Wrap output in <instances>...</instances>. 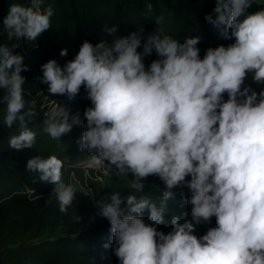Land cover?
Wrapping results in <instances>:
<instances>
[{"label":"clouds","instance_id":"1","mask_svg":"<svg viewBox=\"0 0 264 264\" xmlns=\"http://www.w3.org/2000/svg\"><path fill=\"white\" fill-rule=\"evenodd\" d=\"M43 3L13 2L2 20L7 40L16 41L0 44V105H6L8 127L19 122L9 138L15 150L36 142L29 127L36 101L25 99L27 65L15 49L51 27L53 10ZM253 3L215 0L205 19L233 42L209 47L203 57L200 36L180 42L164 34L157 17L158 28L146 40L143 29L121 37L118 26L105 27L110 42L86 39L63 66L54 58L41 65L38 79L50 96L73 100L83 88L91 102L82 116L54 103L44 115L45 133L60 139L80 126L77 143L91 154L88 167L131 176L135 193L149 177L163 185L155 199L114 191L99 202L119 264H264V89L246 83L251 75L252 83L264 85V9L250 12ZM153 50L156 58L146 65ZM63 168L55 154L27 161L41 182L54 185L59 211L67 213L77 191L88 190L66 183ZM177 190L191 211L183 220L174 215L165 233L158 226ZM213 217L216 226L198 236L196 226Z\"/></svg>","mask_w":264,"mask_h":264},{"label":"trees","instance_id":"2","mask_svg":"<svg viewBox=\"0 0 264 264\" xmlns=\"http://www.w3.org/2000/svg\"><path fill=\"white\" fill-rule=\"evenodd\" d=\"M13 2L28 4V0H0V44L15 43L8 41L2 20ZM151 3L153 14L146 15L147 5ZM51 6V27L44 31L36 41H19L15 49L25 56L27 69L25 77V99L36 101L37 117L43 116L41 104L51 101L67 107L72 114H83L90 100L84 89L81 94L68 100L66 97H53L48 94L47 86L38 77L42 75L41 65L49 59H56L61 66L73 59L84 40L99 43L102 39L111 41L105 27L118 26L117 36H125L143 29L144 39L158 28L155 20L163 17L164 34L183 42L190 36H200L198 45L203 57L209 47L229 44L209 24L205 17L212 13L215 0H44L42 8ZM264 9V0H254L250 12ZM67 56H61L62 49ZM143 50V41L141 48ZM156 58L155 50L145 58L146 65ZM246 83L259 92L264 85L252 83L249 75ZM3 90H0L2 93ZM227 99V96H225ZM6 105H0V264H119L110 244L109 221L99 214V202L114 191L126 196L136 194L157 198L164 188L158 177H149L142 193H135L129 187L132 177L122 178L114 170H109L105 185L92 200L73 201L67 213L59 211L53 193L54 185L41 182L39 174L27 169V161L35 156L47 158L57 155L64 162L63 178L66 183L78 185L83 181L84 167L76 161L84 157L88 150H80L73 131L60 139H53L43 131L44 124H36L37 119L29 121V127L36 132V142L32 148L15 150L9 147V138L19 131V122L12 127L4 123ZM92 170L91 168H89ZM187 193V189H184ZM191 206L184 203V197L177 190L174 200L169 202L165 213V223L158 226L165 233L171 230V219L178 215L188 218ZM147 221L149 212H144ZM215 217L210 223L196 226V234L204 235L208 228L215 227ZM60 228L56 236L44 237L46 231ZM105 243L109 247L105 248Z\"/></svg>","mask_w":264,"mask_h":264},{"label":"rangeland","instance_id":"3","mask_svg":"<svg viewBox=\"0 0 264 264\" xmlns=\"http://www.w3.org/2000/svg\"><path fill=\"white\" fill-rule=\"evenodd\" d=\"M53 104L54 103H51V101H47V102L44 101L41 104V106H44V108H43L44 112H43L42 117L35 118V119H37L35 121L36 124H38V125L43 124L44 115L50 109V107ZM72 131H73V134L75 135V137L77 138V137L81 136L83 128L80 126H74ZM90 155H91L90 153H87L84 157H82L81 159L76 161L77 165H80V166L84 167L85 169L87 168V170H84L83 181L78 180L77 187L78 188L84 187L86 190H88V194L86 195L84 192L77 191L75 198H74L75 200H77V199L92 200L96 196V194H98L100 192V190L103 188V186L105 185L106 180L108 178V175H104V172L102 170H96L94 168H91L92 170L89 169L90 167H88V162L90 159ZM85 172L88 173L87 176L85 175ZM61 232H62V230L60 228H56L53 231L44 232L43 236L44 237H52V236H56V235L60 234Z\"/></svg>","mask_w":264,"mask_h":264}]
</instances>
